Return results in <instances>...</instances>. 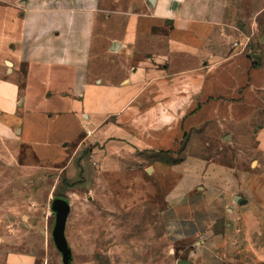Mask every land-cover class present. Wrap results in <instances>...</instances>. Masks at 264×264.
<instances>
[{
  "label": "crops",
  "instance_id": "1",
  "mask_svg": "<svg viewBox=\"0 0 264 264\" xmlns=\"http://www.w3.org/2000/svg\"><path fill=\"white\" fill-rule=\"evenodd\" d=\"M137 1L119 29L106 0H0V141L41 162L64 164L89 145L99 168L116 148L170 170L164 219L172 242H189L183 264H225L231 230L264 221V94L257 69L250 82L227 71L256 48L262 0ZM235 81L254 146L225 163L205 152L225 137L196 147L191 134L209 133L205 108Z\"/></svg>",
  "mask_w": 264,
  "mask_h": 264
},
{
  "label": "rangeland",
  "instance_id": "2",
  "mask_svg": "<svg viewBox=\"0 0 264 264\" xmlns=\"http://www.w3.org/2000/svg\"><path fill=\"white\" fill-rule=\"evenodd\" d=\"M106 1L113 14L120 15L118 27L122 29L127 12L133 9L131 4L138 1ZM262 6L264 0L259 8ZM255 33V50L237 55L227 71L233 74L240 68L246 74L249 68L257 69L254 82L257 78V92L264 94L260 86L264 85V22ZM249 61L253 64L246 66ZM251 76L247 73L248 82ZM236 82L227 85L224 99L212 98L205 108L209 133L191 134L196 147L199 141L212 142L217 133L225 137L220 145L205 151L215 157L218 154L216 159L225 163L242 161L254 146L253 129L249 134L243 131L252 121L250 112L235 104L246 87L234 91ZM256 103L255 126L261 127L264 102ZM236 113L239 118L232 117ZM201 120V116L194 120V130L200 129ZM92 149L84 145L72 161L59 165L22 156L11 143L0 141V264H29V260L31 264H63L52 237L56 224L52 203L57 198L66 199L71 207L65 232L71 264L184 263L189 242H172L164 219L167 194L178 176L163 168L154 171L141 157L116 148L107 153L110 164L99 168L91 160ZM199 152L190 150L191 155ZM177 154L180 160L183 152ZM216 229L222 231L223 227L217 225ZM225 264H264V221L260 225L247 222L241 229L231 230Z\"/></svg>",
  "mask_w": 264,
  "mask_h": 264
},
{
  "label": "water",
  "instance_id": "3",
  "mask_svg": "<svg viewBox=\"0 0 264 264\" xmlns=\"http://www.w3.org/2000/svg\"><path fill=\"white\" fill-rule=\"evenodd\" d=\"M151 1L153 2L154 0ZM235 201L240 205L247 203V201L240 200V198H237ZM52 211L56 216V224L52 233L53 241L63 256V264H71V250L65 235L67 221L71 213L70 204L66 199L57 198L52 203Z\"/></svg>",
  "mask_w": 264,
  "mask_h": 264
},
{
  "label": "trees",
  "instance_id": "4",
  "mask_svg": "<svg viewBox=\"0 0 264 264\" xmlns=\"http://www.w3.org/2000/svg\"><path fill=\"white\" fill-rule=\"evenodd\" d=\"M200 107H201V105H199V108H200ZM199 108H198V109H199ZM198 109H196L194 113H196V112L198 111ZM181 152H183V150H182ZM161 154L164 155L165 153L163 152V153H161ZM163 160H165L166 162H170V160L165 159V158H164ZM180 160L182 161V158H181ZM181 161H178V162H181ZM175 163H176V162H175ZM68 186H69V185H68Z\"/></svg>",
  "mask_w": 264,
  "mask_h": 264
}]
</instances>
